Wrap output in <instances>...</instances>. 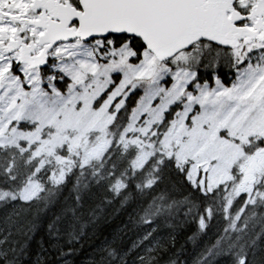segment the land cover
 I'll return each instance as SVG.
<instances>
[{"label":"snow or ice","instance_id":"1","mask_svg":"<svg viewBox=\"0 0 264 264\" xmlns=\"http://www.w3.org/2000/svg\"><path fill=\"white\" fill-rule=\"evenodd\" d=\"M114 203L138 239L86 264H264V0H0V264H76Z\"/></svg>","mask_w":264,"mask_h":264},{"label":"trees","instance_id":"2","mask_svg":"<svg viewBox=\"0 0 264 264\" xmlns=\"http://www.w3.org/2000/svg\"><path fill=\"white\" fill-rule=\"evenodd\" d=\"M95 189V197L96 198H105L103 195L102 189H97L95 185H93ZM67 193H65L66 195ZM142 197L140 194H135V196H130L129 204L135 206V201H138ZM97 199V202H98ZM106 199V198H105ZM108 214L104 219L101 220L100 224L96 229L89 227L87 231V236L81 241L83 245L84 254H78L76 259V264H86L88 259V254L93 251V245L98 244L100 240H103L105 237L111 238V235L114 232L119 231L120 240L119 243L131 247L133 241L138 239V234L140 232V227L142 226H134L129 224V216L128 213L123 212L118 203H114L113 208L107 210ZM12 215V209H5L0 206V229H3L6 226V218ZM127 225V227H126ZM102 231V234H100ZM162 232H166V228L161 229ZM215 229H213V232ZM257 231H259V226L257 227ZM47 233V223L42 220L37 223V228L32 236L34 237L30 244L33 248L37 246V243L44 237H46ZM95 233V235H94ZM178 244L176 245L177 249H179L180 245L184 246L185 255L188 257V264H192V261L195 260L200 252L202 251L204 244L200 241L193 242L188 239L191 236V232L185 229L183 232L177 233ZM209 235H212L210 233ZM208 237H205L204 240L207 241ZM80 245H78L79 247ZM183 260L184 257L182 256Z\"/></svg>","mask_w":264,"mask_h":264}]
</instances>
